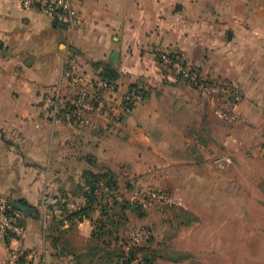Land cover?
<instances>
[{
	"label": "crops",
	"instance_id": "crops-1",
	"mask_svg": "<svg viewBox=\"0 0 264 264\" xmlns=\"http://www.w3.org/2000/svg\"><path fill=\"white\" fill-rule=\"evenodd\" d=\"M76 2L83 23L68 28L21 8L19 0H0V199H24L34 208L16 212L23 246L37 252L34 264L100 263L89 247L102 205L95 203L90 216L67 219L57 202L44 203L50 194L85 204L77 187L95 168L111 169L118 183L116 193L105 189L104 202L127 199L123 188L164 187L198 216L187 226H247V243L264 236V0ZM157 49L182 54L208 80L238 84L243 98L233 122L214 120L215 103L164 66ZM70 55L92 74L101 70L94 62L111 64L121 90L134 85L145 92L143 100L120 123L101 115L82 127L53 122L43 96ZM225 150L235 160L220 169L213 157ZM126 213V234L131 222L154 231L158 218L175 223L163 212L162 219L159 212ZM12 244L0 242V264H10ZM162 260L159 255L154 264Z\"/></svg>",
	"mask_w": 264,
	"mask_h": 264
},
{
	"label": "built area",
	"instance_id": "built-area-1",
	"mask_svg": "<svg viewBox=\"0 0 264 264\" xmlns=\"http://www.w3.org/2000/svg\"><path fill=\"white\" fill-rule=\"evenodd\" d=\"M19 4L23 9L45 12L57 23L68 28H76L83 23V16L76 0H19ZM156 57L175 75L184 78L208 96L215 103V115L228 121L235 119L236 109L243 98L242 89L238 84L206 79L180 53L157 49ZM143 98V91H122L117 81L110 82L100 74L83 70L78 59L70 55L57 83L44 94L42 107L53 122L63 121L82 127L86 126L94 115L105 116L111 122L120 123L123 116L130 113ZM228 142V139L224 142L226 147ZM234 157L232 151L225 150L216 154L213 161L218 168L225 169L234 163ZM141 192L151 203L152 201L168 204L175 202L173 195L163 188L146 187ZM59 200L72 210L79 209L76 202L67 198L57 199L50 194L44 196L47 207ZM7 208V202L0 199V242L8 244L14 242L9 248V263L34 264L37 252L23 246L25 228L18 214H8ZM130 234L131 240L138 241L145 232L133 229ZM130 241L127 245L131 243ZM140 263L141 258L138 257L132 264Z\"/></svg>",
	"mask_w": 264,
	"mask_h": 264
},
{
	"label": "rangeland",
	"instance_id": "rangeland-1",
	"mask_svg": "<svg viewBox=\"0 0 264 264\" xmlns=\"http://www.w3.org/2000/svg\"><path fill=\"white\" fill-rule=\"evenodd\" d=\"M215 119L217 122L224 125H229L233 122L222 119L220 116L214 114V120ZM122 180L123 182L126 181V183H128L127 175H124ZM151 187L155 186L152 185ZM143 188L144 187L136 188L137 192L140 189L143 190ZM162 188L169 190L168 188ZM123 190L125 191L123 192L125 193V197L128 201H131L130 199L132 198V195L136 196L133 197L134 199L132 198L133 201L131 202H141L144 206L145 212L148 215L158 212L161 215L163 212L162 214L166 213L163 215L164 218H166L165 216H168L169 218L170 215L173 216L174 212H180L177 207H182L179 205V203H181V199L179 196L173 193L171 194L173 195L175 202L166 205L164 203L154 201L151 203L147 198H145L143 194L139 195L137 193L135 195V190H133V192L132 190L126 191L125 188H123ZM162 218L163 217L161 215V219ZM188 219L190 218L184 217L182 215L180 216V219H175V223L171 224L167 222V225H165L158 218V221H156L155 224V227L157 226L155 231L152 228L151 230L149 227L150 225L148 224H144L142 222H131L130 224H127V226H130V228L126 226V228L130 230L127 232L129 236L127 237L128 240L131 238L130 233L133 229H140V231L145 232V235L140 237L138 241L134 239L131 240V243H129L127 246H132L135 242L138 246L147 245V240L149 239L148 235L150 233L154 239L153 247L156 248V250H158L157 252L163 256V260L158 264H264L263 235H254L256 241L247 243V226H245L244 229H240V226H233L216 231V228L210 224L202 223L201 225H197L195 228L187 225H178L180 220L186 221ZM165 220L167 221V219ZM153 231L156 232L157 236ZM247 244H250L252 247L247 248ZM185 257H188L187 260H183ZM169 259H182L183 261L170 262Z\"/></svg>",
	"mask_w": 264,
	"mask_h": 264
},
{
	"label": "trees",
	"instance_id": "trees-1",
	"mask_svg": "<svg viewBox=\"0 0 264 264\" xmlns=\"http://www.w3.org/2000/svg\"><path fill=\"white\" fill-rule=\"evenodd\" d=\"M93 65L97 68L101 67L99 74L102 77L110 82L117 81L119 74L111 64L99 61L94 62ZM129 90L143 91L134 85H132ZM84 178L85 185H79L77 190L81 191L85 196V204L82 206L80 205L78 210H68L65 203H62L60 200L57 203L61 209L67 211V219H73L77 216H90L95 203L98 202L99 205H102V216L100 220L97 221V227L93 231L90 240L89 253L93 257L92 259H95V257L98 256L100 259L99 264H132L136 258L140 257V264H154L156 258L160 254L157 252L158 250H156V248L151 246L154 240L152 234L149 233L148 235L149 239L147 238V245L138 246L135 242L132 246H129L128 248L126 247V242L131 240V238H129V240L127 239L129 236L128 234H125L124 230V226L127 222L126 210L131 209L139 216H144L146 215V212L143 204L139 201L131 202L127 199H123L122 201L115 200L112 204H110L109 201L104 202L107 192L105 189L111 193H116L119 189L118 183L115 180V174L111 169H90L85 171ZM65 197L72 200L70 199V195ZM164 204L167 205L168 203ZM116 205L120 207V210L116 209ZM7 207V212L10 215H14L16 212L30 213L34 210V208L24 199H7ZM177 208L180 212H174L173 214V217L176 220L180 219V216L182 215L190 218L186 221L180 220L179 224L188 225L192 220L196 221L198 219V216L192 212L187 211L180 206ZM121 226L123 230L120 229ZM111 239L115 241L114 247L110 246L109 241ZM101 252L103 253L102 256L99 254ZM177 260L182 259H176V261Z\"/></svg>",
	"mask_w": 264,
	"mask_h": 264
}]
</instances>
